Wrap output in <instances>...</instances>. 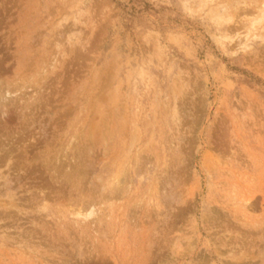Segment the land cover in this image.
I'll return each instance as SVG.
<instances>
[{
    "label": "rangeland",
    "instance_id": "1",
    "mask_svg": "<svg viewBox=\"0 0 264 264\" xmlns=\"http://www.w3.org/2000/svg\"><path fill=\"white\" fill-rule=\"evenodd\" d=\"M0 264H264V0H0Z\"/></svg>",
    "mask_w": 264,
    "mask_h": 264
},
{
    "label": "trees",
    "instance_id": "2",
    "mask_svg": "<svg viewBox=\"0 0 264 264\" xmlns=\"http://www.w3.org/2000/svg\"><path fill=\"white\" fill-rule=\"evenodd\" d=\"M116 1H118V0H116ZM120 5H121L123 10L128 9V4H123V3L120 2Z\"/></svg>",
    "mask_w": 264,
    "mask_h": 264
},
{
    "label": "bare ground",
    "instance_id": "3",
    "mask_svg": "<svg viewBox=\"0 0 264 264\" xmlns=\"http://www.w3.org/2000/svg\"><path fill=\"white\" fill-rule=\"evenodd\" d=\"M255 4V3H254ZM251 9V8H250ZM251 11H253L252 9H251Z\"/></svg>",
    "mask_w": 264,
    "mask_h": 264
}]
</instances>
